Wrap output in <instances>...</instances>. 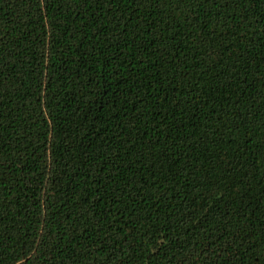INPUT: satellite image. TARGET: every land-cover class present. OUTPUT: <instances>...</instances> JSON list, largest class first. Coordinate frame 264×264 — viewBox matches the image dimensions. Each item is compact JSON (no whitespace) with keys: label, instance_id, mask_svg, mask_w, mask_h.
<instances>
[{"label":"trees","instance_id":"obj_1","mask_svg":"<svg viewBox=\"0 0 264 264\" xmlns=\"http://www.w3.org/2000/svg\"><path fill=\"white\" fill-rule=\"evenodd\" d=\"M0 264H264V0H0Z\"/></svg>","mask_w":264,"mask_h":264}]
</instances>
